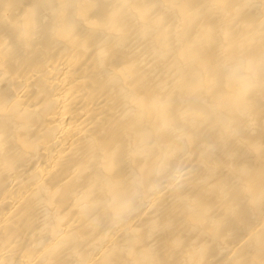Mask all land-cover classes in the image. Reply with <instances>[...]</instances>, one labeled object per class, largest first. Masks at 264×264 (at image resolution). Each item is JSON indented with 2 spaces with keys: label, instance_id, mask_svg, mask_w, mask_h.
I'll return each mask as SVG.
<instances>
[{
  "label": "bare ground",
  "instance_id": "1",
  "mask_svg": "<svg viewBox=\"0 0 264 264\" xmlns=\"http://www.w3.org/2000/svg\"><path fill=\"white\" fill-rule=\"evenodd\" d=\"M0 264H264V0H0Z\"/></svg>",
  "mask_w": 264,
  "mask_h": 264
}]
</instances>
